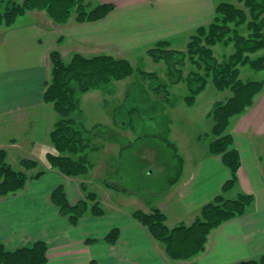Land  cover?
I'll return each mask as SVG.
<instances>
[{
    "label": "crops",
    "instance_id": "1",
    "mask_svg": "<svg viewBox=\"0 0 264 264\" xmlns=\"http://www.w3.org/2000/svg\"><path fill=\"white\" fill-rule=\"evenodd\" d=\"M87 1L113 4L115 9L97 22L78 24L72 17L64 25L55 23L44 12L34 11L1 31L0 121H14L17 116L27 120L28 116L38 115L47 122L42 135L35 131L37 123L31 119L32 129L26 140H12L10 145L9 138V144H0V148H7L9 158L10 150L17 149L16 158L36 160L38 170L45 171L16 195L0 197V242L16 249L44 241L48 245L47 264H90L91 261L97 264H236L258 259L264 254V91L255 98L252 108L234 117L229 125L228 132L234 136L242 167L234 187L224 193L230 171L221 156L209 152L210 143L202 139L196 140L197 143L184 139L181 144H175L182 157L179 162L174 155L169 163V169L175 172V182L170 180L159 188L152 173L146 174L151 178V189L133 191L118 184L116 179L124 156L132 148V142L124 143L121 139L110 141L107 146L118 148L114 155L116 166L93 156L94 161L98 159L94 169L75 178L51 168L46 155L53 150L49 134L57 115L44 102L43 94L44 84L51 77L53 51H59L64 60L81 54L111 55L131 61L129 53H145L160 41H168L172 46L180 43V47L174 46L180 50L199 27L214 21L216 6L223 0ZM170 123L171 120L169 126ZM169 130L173 134L172 128ZM123 147L128 148L122 153ZM21 151L26 154H20ZM164 167V164L157 166L155 171H164ZM99 170L104 177L100 178ZM109 179L113 187L105 184ZM83 185L97 194L105 214L88 213L77 225H72L52 202V193L63 186L69 203L74 205L86 195ZM240 193L254 198L246 213L212 231L205 250L186 261L170 260L163 246L133 217L135 210L150 212L156 207L165 214L169 228L189 226L201 208L220 194L233 199ZM115 229L119 237L111 244L106 238Z\"/></svg>",
    "mask_w": 264,
    "mask_h": 264
},
{
    "label": "trees",
    "instance_id": "2",
    "mask_svg": "<svg viewBox=\"0 0 264 264\" xmlns=\"http://www.w3.org/2000/svg\"><path fill=\"white\" fill-rule=\"evenodd\" d=\"M114 9L113 4H93L84 0H0V32L2 27H11L19 17L32 11L46 12L55 23L64 25L74 14L75 22L83 24L100 21ZM218 45L233 47L232 53L222 61L215 54V47ZM263 50L264 0H236V3L220 2L216 6L214 21L208 26L199 27L184 50L174 49L168 41H160L147 51L153 62L166 66L167 81L155 72L136 70L127 59L111 55L86 57L75 54L66 61L59 51H53L50 54L51 77L44 84L43 94L44 102L51 105L57 115L50 133L53 150L46 155L48 163L51 168L67 177L85 176L94 168L93 154L102 148L95 140L103 138L108 142L119 141L120 138L108 135L111 127H86L80 118L83 95L95 90L110 91L111 84L129 79L137 72L143 82H149L153 94L171 109L176 107V103L171 100L169 85L186 84L188 95L184 101L187 106L192 107L206 91L211 80L218 92H228L229 96L224 101L217 102L208 115L214 122L209 152L221 156L225 167L230 171L231 177L224 184L223 193L232 189L238 181L242 159L228 128L232 119L251 107L255 98L264 90V80L241 79V68L264 72V55H260ZM188 64L195 70L185 75L184 69ZM113 117L115 125L123 126L124 129L131 128L119 123L116 114ZM162 139L181 162L182 157L176 145L168 138ZM127 148L123 147L122 153ZM8 159V151L1 149L0 197L16 195L29 182L38 180L45 174V171L38 170L39 162L36 160L21 157L14 166ZM179 168L181 170V164ZM105 184L114 186L108 181ZM82 189L86 195L74 205L69 203L63 186L57 187L52 193V202L59 208L62 216L69 218L72 225H77L88 213L94 216L105 214L97 194L88 190L86 185ZM253 200L252 195L245 193H240L233 199L220 194L201 208L189 226L169 228L165 214L156 207H152L150 212L135 210L133 217L163 246L170 260L186 261L205 250L212 231L243 216ZM118 237L119 232L115 229L106 240L114 244ZM47 263L48 245L44 241L29 243L16 249H10L0 242V264ZM90 264L97 262L91 261ZM236 264H264V254L258 259Z\"/></svg>",
    "mask_w": 264,
    "mask_h": 264
},
{
    "label": "rangeland",
    "instance_id": "3",
    "mask_svg": "<svg viewBox=\"0 0 264 264\" xmlns=\"http://www.w3.org/2000/svg\"><path fill=\"white\" fill-rule=\"evenodd\" d=\"M84 1L93 3L87 0ZM231 1L236 2V0ZM222 2H225V0ZM74 15L73 18L75 17ZM4 28L2 27V29ZM190 37L182 46L183 49L180 50L186 48ZM174 46L180 47L181 45L177 43ZM174 46H172L174 49L178 48ZM147 51L140 54L137 52L129 53L128 55L131 56V61H129L136 70L142 69L150 73L155 72L160 78L167 81L166 66L163 63L153 62ZM232 51V46L226 47L225 45H218L215 47V54L220 61L231 54ZM260 55H264V50ZM69 59L70 57L66 58V61ZM193 70L195 68L191 64H188L184 69V74L186 75ZM240 78L244 81L264 80V72H256L244 67L241 68ZM109 90H95L83 95L81 97L82 112L80 113V118L88 128H93L98 125L111 127L108 130L110 137L116 136L124 143L132 142V148L128 149L127 154L124 156L122 169H120L116 181L118 180V184L120 182L121 186L133 191L141 188L151 189V178L146 175L147 173L154 174L157 180L156 187L158 188L173 179L175 172L169 169V163H171V159L175 153L172 148L169 149L165 146L162 138H168L176 145L181 144L184 139L187 142L193 140L192 143H197L196 140L202 139V142L207 141L209 144L213 138L211 132L214 122L208 115L217 102H222L229 96L228 92H218L210 80L206 91L198 97L196 104L190 107L184 101L188 95L186 84L169 85L171 100L176 103V107L171 109L153 94L150 90L149 82H143L137 72L129 79L114 82L109 86ZM253 106L254 103L249 108ZM114 114L117 115L119 123H122L124 127L128 126L131 128L124 129L123 126L115 125ZM31 119L37 123L35 131L42 135V128L43 130L46 128L47 121L45 119H39V116L35 115L28 116L27 120H23L21 116H17L14 121H0V124H2L0 125L2 128L0 129V144H9V138L10 145L13 143L12 140L19 142L26 140L30 135V129H32L30 126ZM40 120H44V122H40ZM169 120H171L170 126ZM172 123L174 124L173 126ZM169 128H172L173 134H171ZM95 142L102 146V148L93 154L94 158L105 159L113 166H116V156L114 155H117L118 148L115 146L112 148L107 147L109 142L103 138H98ZM1 149L7 150L6 147ZM16 150H10V158L8 159L14 166L18 162L17 160L21 158H16L19 154V151ZM20 154L25 155L26 153L21 151ZM97 161L95 159L94 162ZM163 164L165 165L163 168L164 171H155V167H163ZM151 167H153L152 170L149 169ZM117 168H119V164ZM100 170L98 175L101 178L104 177V173ZM109 183L112 184L113 182L109 179Z\"/></svg>",
    "mask_w": 264,
    "mask_h": 264
}]
</instances>
